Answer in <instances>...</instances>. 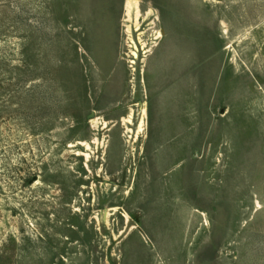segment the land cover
Wrapping results in <instances>:
<instances>
[{
    "label": "rangeland",
    "instance_id": "374dc122",
    "mask_svg": "<svg viewBox=\"0 0 264 264\" xmlns=\"http://www.w3.org/2000/svg\"><path fill=\"white\" fill-rule=\"evenodd\" d=\"M0 0V264H264V0Z\"/></svg>",
    "mask_w": 264,
    "mask_h": 264
},
{
    "label": "bare ground",
    "instance_id": "6f19581e",
    "mask_svg": "<svg viewBox=\"0 0 264 264\" xmlns=\"http://www.w3.org/2000/svg\"><path fill=\"white\" fill-rule=\"evenodd\" d=\"M133 5H134V2H132V1L130 0V1H129V4H128L129 8H132Z\"/></svg>",
    "mask_w": 264,
    "mask_h": 264
}]
</instances>
